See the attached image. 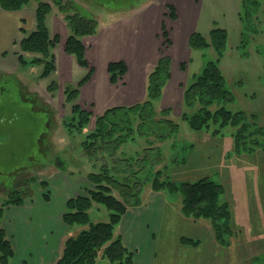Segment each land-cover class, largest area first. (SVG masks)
Returning a JSON list of instances; mask_svg holds the SVG:
<instances>
[{
	"label": "rangeland",
	"instance_id": "rangeland-1",
	"mask_svg": "<svg viewBox=\"0 0 264 264\" xmlns=\"http://www.w3.org/2000/svg\"><path fill=\"white\" fill-rule=\"evenodd\" d=\"M74 1L82 14L97 20L103 32L108 31L106 30L108 28L112 29V26L108 25L112 21L119 19L126 21V18H130L127 16L132 14L130 11L135 7L137 9L135 14L140 16H143L144 11L153 9L157 13L151 22L153 31L146 34L140 26L135 30L141 41L149 35L147 42L159 46L160 56L161 53L168 54L171 47L170 33L175 30L174 26L170 29V25L178 15L170 8L168 0ZM258 2L254 18L248 19L244 24L238 17L241 10L239 0H194V5L201 11L199 19L194 21L193 25L194 31L206 38H209V31L215 26L227 31L226 46L218 65L224 76L225 87L233 94V100L220 104L231 111L244 110L247 114L254 113L256 125L264 128V0ZM34 9L35 1L31 0L19 9L20 13H12L11 10L3 13V9L0 10L2 13V15L0 13V204L5 201L8 192L19 184L20 190L24 188L32 192L24 202L16 205L21 206L25 212H31L32 207L39 208V202L45 200V194L48 202H44V207L49 210L52 201L61 205L67 196L84 194L86 188L92 187L82 171V162L87 164L90 160L93 164L92 157L85 154L76 156L73 153L79 167H76L77 165L71 167L67 153L64 156L66 171L57 170L51 161L55 160L57 154L62 156L61 150L74 149L83 139L84 132L93 126L94 116L101 113L98 107L84 103L82 95L77 97L76 102L91 111L92 115L89 125L83 128L82 132L73 127L69 130L64 122L69 121L71 103L66 101L63 93L64 82L60 78L61 75H58L61 74V70L55 69L56 73L49 78H40L41 65L29 61L31 56H35L33 53L25 55L28 61L26 64H19V55L24 56L19 43L28 31L20 26L19 32L17 25H21V19L18 23L17 17L33 16L30 10ZM51 11L53 14L58 12L55 6ZM51 11L45 17L48 29ZM249 12L252 13L251 9ZM139 18L141 17H138V20ZM22 21L26 22L24 19ZM165 28L168 32V41L163 36ZM50 34L54 33L50 31ZM9 35L10 41L6 44ZM215 58L216 53L210 45L192 50L190 59L183 62L187 69L180 68L176 74L172 73L171 79L169 78L162 86L160 96L154 100V119L164 117L173 119L179 124L177 132L163 139L151 134L139 136L135 133L116 151L118 157L134 161L144 158L145 150L150 146L158 148L160 160L154 162L151 171L159 170L161 178L167 177L179 183L209 176L223 185L224 191L219 195V203L226 201L228 205L231 232H224L221 239L215 237L210 219L185 216L181 212L179 193L162 190L166 194L167 203L164 205L162 223L160 224L158 220L152 223L155 226L151 229L152 236H156L153 264H264V131L256 135L260 145L246 146L247 150L241 148L238 152L231 136L234 126H223L219 133L212 135L214 127L209 131L196 130L192 129L186 120L181 119L182 93L186 76L189 79L192 74L199 73L206 61ZM52 80H57L58 89L50 93L47 85ZM86 95L85 93L84 96L87 98ZM145 95L146 90L141 101L145 99ZM217 105L214 103L212 109ZM167 108H170L168 114L160 112ZM148 153L154 154V151ZM93 165L95 168L98 163L95 162ZM142 172L151 178L147 171ZM41 181L46 182L45 188L41 187ZM148 190L151 188L146 183L141 190L140 204ZM161 200V196H157L159 204ZM8 206L5 205L3 211ZM157 206L155 218L158 219L160 209L159 205ZM175 207L180 215L175 212ZM11 212L17 213L18 210ZM88 212L91 221H97L106 220L109 211L103 205L94 203ZM28 214V218H33L32 213ZM1 220L2 217L0 225L3 228L8 227L2 224ZM30 222L26 220V224L19 225V228L26 227L29 233L34 228L37 230ZM66 226L61 222L60 228L59 225L43 226L44 230L50 228L48 232L59 236L57 238L60 239V244L54 245L57 249L59 245L63 246L65 239L62 240L61 236L64 237ZM83 227L86 226L74 224L72 230L77 233ZM115 231L119 234L118 228ZM182 237L197 240V243L181 240ZM124 245L126 246L125 243ZM25 259L29 261L30 257Z\"/></svg>",
	"mask_w": 264,
	"mask_h": 264
},
{
	"label": "trees",
	"instance_id": "trees-1",
	"mask_svg": "<svg viewBox=\"0 0 264 264\" xmlns=\"http://www.w3.org/2000/svg\"><path fill=\"white\" fill-rule=\"evenodd\" d=\"M31 0H0V9L17 11L27 5ZM35 1V27L21 38L19 48L23 52H31L35 56L29 58L30 63L41 65L40 78L49 76L55 70V58L52 52L58 43V35L50 34L45 23L46 15L56 7L62 14L68 34L64 43V50L74 55L79 65L87 67V73L75 84L63 86V93L70 105L69 121L64 122L66 127H72L79 132L89 125L92 112L81 107L75 101L79 88L86 83L92 73L93 67L84 54L81 37L93 35L97 30V20L80 12L73 0H33ZM241 10L238 17L241 23H247L254 18L258 8V0H239ZM249 6L250 8L248 9ZM173 9L172 7H170ZM251 9L252 13L249 12ZM173 14H171L172 16ZM209 38L199 32H192L187 40L192 49L212 46L216 53L214 60H208L199 73H194L184 85L182 93L181 119L186 120L192 129L210 130L212 135L219 133L220 128L226 125L234 126L231 133L235 150H247L246 146L260 145L256 137L264 128L255 123V114H247L244 110L231 111L220 102L233 100L232 92L225 87L224 76L218 65V60L226 46L227 31L221 27H213L209 31ZM163 36L168 41L167 31L163 29ZM19 64L28 61L21 54ZM171 58L161 53L155 65L146 75V95L143 101L128 106H112L104 109L94 116L93 126L84 132V137L75 145L74 149L61 150L62 156L57 154L52 164L56 169L66 171L65 155L68 153V163H79L74 154L92 157V162L98 165L92 167L91 161L82 162L84 176L91 188H86L84 194L70 196L65 201L62 221L67 226L74 224L84 225L76 234L68 236L63 243L60 255L49 264H98V258H106L109 264H131L133 251L128 249L120 235L114 234L115 225L120 221L128 206L139 205L143 186L148 183L151 190L179 193L181 197V212L185 216L203 217L210 219L215 237L222 238L224 232H231L229 228L230 211L226 201L219 203V195L224 191L223 185L202 176L193 181L175 182L161 178L159 170L151 171L154 162L160 160L158 148L150 146L145 150V157L131 161L126 157H118L116 151L135 133L139 136L148 134L163 139L178 131L179 124L171 118L154 119V100L160 96L162 86L170 78ZM183 69L184 63H180ZM107 72L111 83L122 80L126 72V65L122 60L111 61L107 64ZM58 89V83L52 80L47 90L53 92ZM218 105L212 109V105ZM170 111L162 109L161 113ZM250 116V120H248ZM249 142V143H248ZM248 143V144H246ZM154 151V154H149ZM59 153V152H58ZM74 153V154H73ZM133 160V159H132ZM89 164V167L87 165ZM94 166V165H93ZM90 167H92L91 170ZM90 170V171H87ZM147 171L151 178L142 171ZM34 179V178H32ZM24 184V183H23ZM15 185L7 194V198L0 204V218L5 205L21 204L25 198L32 195L31 190H20ZM26 183L24 187H26ZM41 187L47 186L45 181L40 182ZM28 188V187H27ZM47 200V195H44ZM94 203L103 205L109 211L106 220L91 221L89 209ZM197 243L182 237L181 240ZM14 250L4 228L0 225V264H7L13 257Z\"/></svg>",
	"mask_w": 264,
	"mask_h": 264
},
{
	"label": "crops",
	"instance_id": "crops-1",
	"mask_svg": "<svg viewBox=\"0 0 264 264\" xmlns=\"http://www.w3.org/2000/svg\"><path fill=\"white\" fill-rule=\"evenodd\" d=\"M168 1L173 11H176L178 14L173 21L174 23L170 25V29L173 28V26L175 27V30L170 33L171 38L169 39H171V47L167 54L171 58V79L172 73L176 74L178 72L180 63L187 62L190 59L192 50H194L188 46L187 40L195 29L193 22L199 19L201 9L196 8L194 0H184V2H181L182 0ZM164 3L166 5V2ZM136 10L135 7L130 11L132 14L127 16L130 18H126V21L124 19H119L108 24L112 26V29L109 30L108 28L106 29L108 31L103 32L98 24L96 33L93 35H85L81 38L85 57L93 67V73L90 79L79 88L77 97L82 95L84 97V103H90L92 107L93 105L98 107L101 112L108 107L128 106L141 101L146 90V75L160 57L158 50L159 46L147 42L149 35H147V37L145 36L141 41L135 30V28L139 29L140 26L144 29L146 34L153 31L151 29V22L152 19L157 16V13L153 9H148L144 11L142 14L143 16H140L135 14ZM2 11L3 13L6 12V10ZM15 12L20 13L21 10L12 11V13ZM30 12H32L33 16L30 15L28 18H23L19 15L21 18L17 17L18 23H20L19 20L21 19V25H17L19 32L20 26L24 27L23 29L26 31L34 28V10H30ZM51 13L52 14H50L48 18L50 20L49 30L57 34L59 38L58 43L52 49L55 58V69L58 71L61 70V74L58 75H61L60 78L64 82L63 86L66 84L75 85L87 73L88 69L87 67L79 65L74 55L68 54L64 50L68 29L60 13L57 12V14H53V11H51ZM161 14H163V11ZM138 17L141 18L138 20ZM22 19L26 22L23 23ZM10 36L11 35L6 39V44H9ZM22 54H24L25 57V55L32 53L22 52ZM116 60H122L125 63L126 72L122 76V80L119 81L120 83H111L107 72V64ZM186 67L185 70L187 69ZM56 70L50 75H54ZM49 76L44 77V79L49 78ZM187 79L188 76L185 78L186 82H188L191 77ZM85 93L87 94V98L84 96ZM159 195L162 198L160 204L157 201V196ZM68 197L70 196H67L61 205L59 202L54 203L52 201L51 209L49 208V210L44 207V202H48V200L43 199V202H39V208L32 207L31 212H25L21 206L11 204L3 211L1 222L2 224L8 225V227L5 226L4 228L14 250L13 257L7 264H49L58 258L62 247L59 245L57 249V246L54 245L60 244V239L57 238L59 236L48 232L50 228L44 230L45 228H43V226L48 224L59 225L60 228V222L62 225L64 224L61 215ZM143 197L141 204L127 208L114 228V234L120 235L126 246L133 249V260L131 264H153L156 253V236H152L153 231L151 229L153 227L155 228L152 223L155 220H158L160 224L162 223V216L165 210L164 205L167 203L165 199L166 194L162 190H150L148 194H145ZM28 205H26L27 208ZM157 205H159L160 209V217L158 219L155 218V212L158 210ZM15 210H18V212H11ZM174 210L176 213L178 212L179 215L181 214L176 210V207ZM28 213H32L33 218H28ZM26 220L31 221L32 225L37 227V230L34 228V230L31 231L32 233H29V229L26 227L19 228V225L26 224ZM160 224H158V226H160ZM72 227L73 225L65 227V235L63 238L61 236L62 240L70 235L76 234V232L72 230ZM61 228L63 229L64 226ZM116 228H118L119 234L115 231ZM158 229L159 228L156 229V232H158ZM28 257H30V262L25 259ZM97 262L98 264H109L108 260L103 257L98 258Z\"/></svg>",
	"mask_w": 264,
	"mask_h": 264
},
{
	"label": "flooded vegetation",
	"instance_id": "flooded-vegetation-1",
	"mask_svg": "<svg viewBox=\"0 0 264 264\" xmlns=\"http://www.w3.org/2000/svg\"><path fill=\"white\" fill-rule=\"evenodd\" d=\"M74 1V0H73Z\"/></svg>",
	"mask_w": 264,
	"mask_h": 264
}]
</instances>
